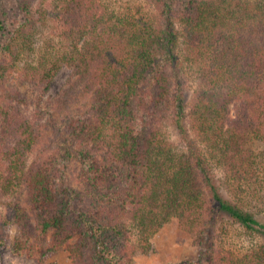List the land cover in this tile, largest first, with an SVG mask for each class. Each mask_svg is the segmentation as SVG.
I'll return each mask as SVG.
<instances>
[{
    "label": "trees",
    "instance_id": "16d2710c",
    "mask_svg": "<svg viewBox=\"0 0 264 264\" xmlns=\"http://www.w3.org/2000/svg\"><path fill=\"white\" fill-rule=\"evenodd\" d=\"M151 1L153 12L53 0L50 13L38 8L34 16L29 0H15L19 17L8 25L0 0V77L16 73L36 26L50 20L63 48L27 63L14 78L45 93L66 66L71 77L62 99L90 103L82 116L68 115L79 191L59 185L64 173L54 158L36 154L27 164L43 124L18 92L0 98V165L10 170L0 171V196H14L11 216L0 217V245L12 221L18 227L13 252L37 264L61 249L71 264H128L135 252L151 249L150 237L171 217L200 239L218 218L259 229L241 198L223 195L212 164L244 195H256L263 183L264 0H190L180 8ZM164 123L176 130L180 148ZM22 194L24 202L17 199ZM110 235L120 244H111ZM207 262L264 264V245L236 256L210 243Z\"/></svg>",
    "mask_w": 264,
    "mask_h": 264
},
{
    "label": "rangeland",
    "instance_id": "374dc122",
    "mask_svg": "<svg viewBox=\"0 0 264 264\" xmlns=\"http://www.w3.org/2000/svg\"><path fill=\"white\" fill-rule=\"evenodd\" d=\"M29 1L32 3L34 16L39 15L37 13L38 8L47 9L48 13L51 12V7H49L51 4L48 6V3H52L53 0ZM100 1L109 10L135 8L136 6L149 12L155 10V6L151 0ZM169 1L173 6L180 8L190 0ZM4 3L6 6L5 20H7L6 22L9 25L19 15L15 11V0H4ZM53 24L49 20L48 26H41V23L36 26L28 47L25 48L24 52L20 55V59L17 60L16 73L13 72L5 77H0V98H8L12 92H18L16 94L17 97L24 98L29 103L26 106L32 111L34 118H37L39 123L43 124L42 137L36 147H34L33 152L27 157V164L29 165L32 162L36 154L54 158L64 173L63 176L59 177V185L61 187L68 185L81 191L84 187L78 180L81 165L70 150L72 139L67 130L68 115L75 114L82 116L89 108L90 103L85 98L76 99L74 95L71 99H62L63 92L69 89L68 80L71 77V70L66 66H62L55 74L45 93L32 89L30 85L21 83L14 78V74L27 67V63L37 64L41 61V55L50 57L53 53L63 48V38L51 31V29H54ZM3 58L1 54V60ZM195 68H189L188 70L191 72L189 71V74L186 76V87L190 95L196 88ZM9 90H12V92L8 95L7 92ZM56 101L60 102L61 105L55 103ZM23 106L24 104L21 107L22 109ZM164 127L169 139L174 142L176 147L180 148L181 144L176 130L168 123H164ZM212 169L217 184L221 186L223 195L234 202L238 199L241 201L242 199L243 204L254 213L255 219L259 222L257 225L259 229H246L230 218H218L209 221L206 232L203 238L200 239L199 236L196 237L194 234L181 228L176 217H171L168 222L164 223L150 237L152 243L151 249L147 252H135L132 261L128 264H208L207 257L210 243L213 244V248L232 253L236 256L264 245V172L261 173L263 183L256 186L258 190L257 194L248 195L246 193L244 195V192L236 190L238 182L229 180V176L225 174L220 165L213 163ZM0 171L7 173L10 170L6 163H4L0 165ZM18 198L20 202H24L23 198L25 196L22 194ZM61 198L63 202H66L68 194L62 191ZM9 199L14 200V196H0V217L2 218L11 216L8 205ZM5 231L6 242L0 245V264H37L33 258L25 254L13 252V240L18 235L17 225L11 221ZM110 236L112 238L111 244L116 246L117 241V245L120 244L118 238ZM130 236L134 242L138 241L139 233L135 227H130ZM44 261L46 264H71V258L65 249L47 253ZM118 264H122V262Z\"/></svg>",
    "mask_w": 264,
    "mask_h": 264
}]
</instances>
